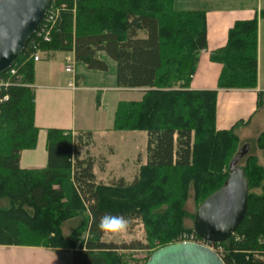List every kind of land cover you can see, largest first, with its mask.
<instances>
[{"label": "trees", "instance_id": "1", "mask_svg": "<svg viewBox=\"0 0 264 264\" xmlns=\"http://www.w3.org/2000/svg\"><path fill=\"white\" fill-rule=\"evenodd\" d=\"M173 1H50L63 5L51 39L38 42L33 35L12 66L15 75L0 88V245L70 248L72 264H144L154 250L193 234L214 246L225 264H264V129L255 141L263 163L251 153L235 163L244 171L248 194L234 233L204 241L192 228L195 211L185 209L191 189L196 210L224 184L241 148L236 128L245 122L217 129V90L190 88L206 47V14L176 10ZM259 17L264 8L236 20L226 44L211 53L221 64L218 88L256 87ZM36 49L73 51L77 62L93 70H107L104 53L115 62L117 88L143 89L139 100H119L113 114L112 130L146 132L145 161L132 181H97L90 130L48 128L46 166L20 167L21 151L37 141L31 86ZM106 214L125 217L128 226L140 223L142 238L106 241L109 233L98 226ZM139 250L146 254L135 257Z\"/></svg>", "mask_w": 264, "mask_h": 264}, {"label": "crops", "instance_id": "2", "mask_svg": "<svg viewBox=\"0 0 264 264\" xmlns=\"http://www.w3.org/2000/svg\"><path fill=\"white\" fill-rule=\"evenodd\" d=\"M173 6L176 10H203L206 14V47L199 53L190 88L216 89V128L227 129L236 122L244 121L245 123L236 128V133L239 138H249L247 140L255 143L257 135L264 129V18L259 17L257 24V83L255 88H218L221 64L213 61L210 55L214 50L226 44L228 31L236 20L249 19L255 14L258 15L262 5L259 1L253 8L243 7L236 0H174ZM64 56L65 52L62 51L43 52L40 54V60L34 62L31 86L35 92L34 121L38 127V133L35 147L21 151V168L38 170L46 166L45 143L48 128H59L72 132L90 130L93 145L98 138L104 139L103 133L112 129L113 118L110 126L104 127L99 125V122L92 125L85 115L79 114L77 110L84 108L88 96L87 91L91 93L90 107L95 109L93 116H98L99 111L104 110L106 95L102 93V90L106 87L101 86V83L92 85L81 83L84 77L89 75L96 76L97 81H103L101 71L104 70H91L86 66L78 69V63L82 62L76 61L75 88H72L68 86L70 74L63 70ZM113 88L118 91L128 90L117 88L116 85ZM134 89L141 92L137 99L139 100L143 89ZM144 161L145 147L141 150V158L137 161V166L139 167ZM0 264H72V249L0 245Z\"/></svg>", "mask_w": 264, "mask_h": 264}, {"label": "water", "instance_id": "3", "mask_svg": "<svg viewBox=\"0 0 264 264\" xmlns=\"http://www.w3.org/2000/svg\"><path fill=\"white\" fill-rule=\"evenodd\" d=\"M50 0H0V74L16 62L44 18ZM233 159L224 184L206 196L194 212L192 228L203 240L228 239L247 210L248 184ZM144 264H225L221 256L199 242L182 241L154 250Z\"/></svg>", "mask_w": 264, "mask_h": 264}, {"label": "rangeland", "instance_id": "4", "mask_svg": "<svg viewBox=\"0 0 264 264\" xmlns=\"http://www.w3.org/2000/svg\"><path fill=\"white\" fill-rule=\"evenodd\" d=\"M236 1L243 7L253 8L256 7L257 2L259 1V3L262 5L261 8H264V0ZM74 10L75 8H73V11ZM100 56L108 63L107 70L101 71L103 73V81H97L96 76L89 75L85 76L84 81H82L81 83L86 85H92L93 83H101V86L106 87L105 90H102V93L106 95L104 110H100L98 116H93V112L95 109L93 107H90V91H87L88 96L85 100L84 108H78L77 110L79 111V114L83 113L87 121L92 123V125H95V123L99 122V125H103L104 127H106L111 125L116 101L119 99L137 100L141 92L137 89H128L123 91L115 90V88H113L115 86V62L104 53H101ZM83 66H85L83 63H78V69ZM103 134L104 139L101 140L98 138L97 142H95L94 145L90 144L88 151V153L95 159V164H97L94 166V172L97 181H101L103 183H110L112 180L115 181L120 178V176L126 181H132L135 176L136 170L138 169L137 161H139V159L141 158V150H144L145 147L146 132L114 131L110 129L109 131ZM247 139L249 138H239L240 147L247 143V145H245V148L242 149V151H244L243 155H245L246 153L255 154L259 156L260 162L263 163V160L260 157L261 152L256 147V142L254 143V141H249ZM242 163V160H240L239 164L241 165ZM192 194L193 192L191 189L189 198L185 203V209L189 213H193L195 211V203L193 201ZM185 222L186 224L190 225L191 219L186 218ZM75 223L76 219L65 223L66 225L64 224L65 226L63 227L64 233H68ZM142 235L143 229L141 224L134 221L133 225H129L126 231L119 234H106L104 239L106 241L121 243L123 241H129L132 239H140L142 238ZM132 254L135 257H143L146 252L139 250L134 251Z\"/></svg>", "mask_w": 264, "mask_h": 264}, {"label": "built area", "instance_id": "5", "mask_svg": "<svg viewBox=\"0 0 264 264\" xmlns=\"http://www.w3.org/2000/svg\"><path fill=\"white\" fill-rule=\"evenodd\" d=\"M61 8H63V5H61V7L53 6V4L52 6H48L46 14L34 34L35 35L34 40L37 39V41L39 42L40 40L49 41L51 39V32L55 26ZM37 43L35 44V46L37 45ZM40 54L41 52L38 49H36V51L32 53L31 56L34 61H38L40 60ZM75 64H76V59L74 56V52L73 51L66 52L63 60V70L64 72L70 74V79L68 80V86L72 88H75ZM15 73H16V69H14L11 66L7 71L3 73V75L0 74V88L2 86H7L9 84L11 77L15 75ZM182 241L199 242L201 244L208 246L215 252H217L214 246L204 243L201 240L200 241L196 240L193 234H183L178 242H182Z\"/></svg>", "mask_w": 264, "mask_h": 264}, {"label": "clouds", "instance_id": "6", "mask_svg": "<svg viewBox=\"0 0 264 264\" xmlns=\"http://www.w3.org/2000/svg\"><path fill=\"white\" fill-rule=\"evenodd\" d=\"M98 226L103 232L119 234L127 230L128 220L123 216L106 214L100 218Z\"/></svg>", "mask_w": 264, "mask_h": 264}, {"label": "bare ground", "instance_id": "7", "mask_svg": "<svg viewBox=\"0 0 264 264\" xmlns=\"http://www.w3.org/2000/svg\"><path fill=\"white\" fill-rule=\"evenodd\" d=\"M51 1V0H50Z\"/></svg>", "mask_w": 264, "mask_h": 264}]
</instances>
